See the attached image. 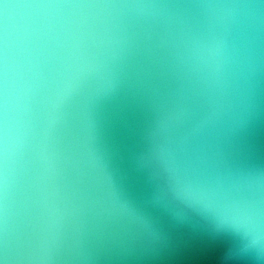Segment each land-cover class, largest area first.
Returning a JSON list of instances; mask_svg holds the SVG:
<instances>
[{"label":"water","instance_id":"water-1","mask_svg":"<svg viewBox=\"0 0 264 264\" xmlns=\"http://www.w3.org/2000/svg\"><path fill=\"white\" fill-rule=\"evenodd\" d=\"M0 264H264V0H0Z\"/></svg>","mask_w":264,"mask_h":264}]
</instances>
